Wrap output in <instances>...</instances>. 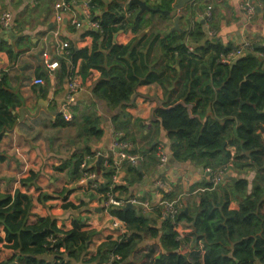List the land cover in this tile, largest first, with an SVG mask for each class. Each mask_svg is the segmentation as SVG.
Returning <instances> with one entry per match:
<instances>
[{
	"label": "trees",
	"instance_id": "16d2710c",
	"mask_svg": "<svg viewBox=\"0 0 264 264\" xmlns=\"http://www.w3.org/2000/svg\"><path fill=\"white\" fill-rule=\"evenodd\" d=\"M99 2L103 0H93L94 9ZM173 2L155 1L151 4L156 10L152 15L172 11ZM201 8L202 5L190 8L192 17H196L195 9ZM128 10L130 16L121 5L115 4L95 17L94 20L100 21L101 32L90 31L93 49L77 52L72 49L69 56L74 64L82 60V76H87L91 69L101 72L93 87L94 96L117 108L131 99L139 85L164 84L167 71L181 74L174 89L180 92L178 100L157 110L160 124L171 141L173 159L191 161L212 171L223 168L238 173L256 171L261 182H254L251 193L247 179H224L217 186L205 183L199 189L198 203L193 209L187 208V213L180 211L175 218H163L162 211L157 210V218L162 220L160 227L141 210L113 207L110 212L126 224L128 234L118 241L109 239L102 243L91 257L87 256V250L93 232L82 231L77 223L71 231L64 232L51 217L30 225L29 198L0 195V250L2 247L16 253L0 264H103L112 259L114 264H131L137 250L150 239L157 240L160 253L153 247L137 264H264V140L258 136L264 126V46L254 44L245 56L224 64L221 56L233 50L209 42L202 46L203 24L196 21L189 33L174 32L163 37L157 33L127 45L114 43L117 32L130 28L138 32L144 21V13L139 15L135 6H129ZM187 40L195 43L193 52ZM209 51L211 56L205 60ZM63 73L66 77L73 74L65 63ZM17 99L6 81L0 80V141L17 123L12 114ZM96 115L92 112L84 118L82 135L86 141L102 136L100 118ZM65 121L61 114L56 124L70 123ZM225 142L227 146L222 151ZM228 147L235 152L232 154ZM151 150L158 155V146ZM86 152L91 153L89 148ZM5 159L0 154V162ZM77 159L78 171L83 159ZM153 159L156 157H150ZM109 167L106 183L100 187L104 195L110 191L114 175L113 167ZM127 171L132 176L130 186L143 180L138 166H129ZM232 202L239 203L238 210L230 209ZM182 222L188 226L180 234L177 228ZM190 247L201 251L191 257L193 252L183 254Z\"/></svg>",
	"mask_w": 264,
	"mask_h": 264
},
{
	"label": "crops",
	"instance_id": "0c3cea01",
	"mask_svg": "<svg viewBox=\"0 0 264 264\" xmlns=\"http://www.w3.org/2000/svg\"><path fill=\"white\" fill-rule=\"evenodd\" d=\"M58 1L60 0H0V20L6 12L12 15L9 29L0 25V80L6 81L9 90L18 98L16 107L12 110L17 123L3 134L0 141V154L6 157L0 162V195H10L13 199L17 195L28 197L31 202L28 220L30 225L39 219L51 217L64 232L71 231L74 223H77L82 231L93 232L87 250V256L91 257L96 255L102 243L109 239L120 240L128 234V229L114 227L115 221L120 219L110 212L112 208L109 212L105 210L102 191L93 190L92 181L82 182V177L78 178L79 174L83 175L81 164L80 172L75 169L78 157H82L81 163L87 156L93 158L92 170L98 174L95 184L98 183L100 188L106 183L105 175L111 168L109 166L114 168L113 165L118 161L120 154L138 156V169H142L143 180L130 186L128 181L132 176L127 169L133 165L125 160L120 164L118 173L114 171V194L118 199L135 197L157 206L153 210L145 211L146 216L154 214L149 218L157 222L156 227H160L162 221L156 215L157 210L163 213L159 204L164 200L179 199L182 204L181 211L187 213V208L193 209L198 203L201 186L212 183V176L207 172L208 168L196 166L191 161L177 162L173 157L170 163L162 168L158 162L159 156L153 155L151 150L153 146H158V151L162 150L173 156L171 141L160 124L157 110L166 108L178 100L180 92L174 89L181 79V74L175 75L167 71L163 79L164 84H141L127 103L117 108L110 107L93 94V87L99 81L101 72L91 69L87 76H82V60L79 59L74 64L69 59L72 49L76 52L93 49L94 37L90 31L94 30L86 28V25L77 29L72 23L74 15L84 21V24L87 23L81 6H74L72 13H64L63 22L58 23L55 20V4ZM129 1L103 0L97 3L96 9L94 6L91 8L89 18L100 17L115 4L121 5L126 15L130 16ZM201 1H204V4L195 18H192L189 6L180 12L173 9L168 15H152L153 12H145L138 32L132 28L120 30L113 37L114 43L127 45L137 38L157 33H161L162 37L174 32L189 33L193 20L202 22L201 15L205 7H209L206 0ZM242 2L243 0H211L210 5L214 6V9L212 8L211 18L206 20L205 24L202 23L203 30H210L212 20L216 27H212L211 32L207 34L204 31L202 46L209 42L235 50L249 41L247 52L254 44L264 46V0H256V13L249 21L245 20L241 12ZM135 7L136 12H139L140 8ZM176 15L181 16V32L172 30ZM64 42H68L70 47L61 50ZM42 52L48 54L47 62L58 61L57 69L48 70ZM210 56L211 51L205 54V60ZM64 63L73 73L70 77L63 73ZM157 68L160 69L161 65ZM176 68L180 70V66L177 65ZM38 78H42L44 84L35 85L34 80ZM74 79L81 84V89L70 102V83ZM23 109L28 112L24 113L25 118L21 122ZM64 109L71 114L73 121L58 126V117ZM92 112L100 118L103 133L99 138L86 141L82 135V124L84 118ZM263 129L264 126L261 131ZM118 134L124 136L130 148L119 149L114 146ZM261 137L264 140V131ZM88 148L91 153L86 152ZM228 148L232 154L235 152L234 148ZM152 156L156 159L150 160ZM110 161L112 164L109 165ZM241 178L248 180L249 193L254 182H261L256 171L238 173L230 170L225 177L226 180ZM159 182L163 185L158 186ZM67 205L71 206L66 207ZM230 209L238 210L239 203L232 202ZM187 226L182 222L177 231L183 234ZM153 247L160 248L157 240L150 239L137 250L131 264L141 263L142 261H137L138 257L147 255ZM15 255L13 250L1 247L0 262L8 261ZM103 264L114 263L109 261Z\"/></svg>",
	"mask_w": 264,
	"mask_h": 264
},
{
	"label": "built area",
	"instance_id": "2783aa9c",
	"mask_svg": "<svg viewBox=\"0 0 264 264\" xmlns=\"http://www.w3.org/2000/svg\"><path fill=\"white\" fill-rule=\"evenodd\" d=\"M93 0H60L55 4V20L58 23H62L64 20V13H68L71 12L72 13V9L74 6H81L82 12H83V16H85L87 19V23L84 24V21H80L79 18H77L75 15L72 19V23L74 24V26L77 29H81L86 25V28H89L90 30H94L96 32H101V25H100V21L98 20H94V19H90L91 17V8L93 7L92 5ZM256 0H243L240 8H241V12L245 18V20L249 21L251 20L255 13H256ZM212 16V7L209 6L208 9L205 11L204 15L202 16V19L204 20H208L210 19ZM90 17V18H89ZM11 19H12V15L9 12H6L1 20H0V25L2 26V28L4 29H9L11 27ZM250 46V42L246 41L244 42L242 45H240L237 49L229 52L226 55H222L221 56V62L224 64H232L235 61H237L239 58L245 56L247 54V50L249 49ZM69 43L68 42H64L61 45V50H66L68 49ZM190 52L194 51V47L190 46L189 47ZM61 55V54H60ZM42 57L44 59L45 64L47 63V67L48 70L54 71L55 69H57L58 67V61L54 60L52 62H47L48 60V54L46 52H42ZM34 84L35 85H42L44 84V80L42 78H38L34 80ZM81 89V84L77 81V79L72 80V82L70 83V96H69V101L72 102L74 100V95ZM62 115L64 117V119L68 122L73 121V117L71 116V114L66 111L65 109L62 112ZM114 146L119 148V149H126V148H130V144L124 139V136L122 134H118L115 137L114 140ZM158 156H159V163L161 165V167H165L168 163H170V156L164 152V151H160L158 152ZM92 160L93 158L91 156H87L84 161L81 163V169H82V182H87V181H92L94 183V186L92 187L93 190L98 191L99 189V185L98 183L95 184V180L97 179V175L95 172H93L92 169ZM129 161V163L135 167L139 166L140 163V158L138 156H127L125 154L123 155H119V159L118 161H116L114 163V171L118 173L119 169H120V164L123 161ZM230 166L232 167V165L230 164ZM207 172L212 176V182L214 183L215 186H217L218 184H220L221 182L224 181L225 177H226V173H228V169L227 168H223V169H218L217 171H212L211 169H207ZM116 181V176L113 177L112 180V185L110 188V191L105 194L102 195L103 198V205L106 211H110L111 208L113 207H125L128 203H131L133 205H135L138 209L141 207V211H148V210H153L154 208H157V206H153L151 203L149 202H142L141 200L132 197V198H128V199H118L114 192H113V188H114V183ZM163 183L159 182L158 186H162ZM161 206V208L163 209V213H162V217L163 218H175L176 215H178L180 213V211L182 210V204L179 201V199H175V200H164L161 204H159ZM159 208V207H158ZM114 227L118 228L120 227V229L125 228L126 224L123 221H115L114 223ZM53 242H55V240H53ZM113 262V259L112 261Z\"/></svg>",
	"mask_w": 264,
	"mask_h": 264
},
{
	"label": "water",
	"instance_id": "95a60500",
	"mask_svg": "<svg viewBox=\"0 0 264 264\" xmlns=\"http://www.w3.org/2000/svg\"><path fill=\"white\" fill-rule=\"evenodd\" d=\"M155 1H158V0H130L128 2V5L129 6H137L140 8V11H139V15L145 13V12H155L156 10L152 8L151 4H154ZM198 1V2H196ZM202 1L201 0H174L173 2V5H172V10H176L177 12H180L181 10H185L188 6H189V9L190 8H193V7H198L200 5H202ZM199 11L198 9H195V12ZM193 12V11H192ZM192 12H190V14H192ZM163 14H170L171 12L170 11H163L162 12ZM180 18L181 16L180 15H176L175 16V19H174V28H172L173 31H179L181 32L180 30V26H179V21H180ZM203 24L206 23V20H203L202 21ZM244 104V103H243ZM25 112H28L26 109H23L22 112H21V119L20 121L22 122L25 118V115L24 113ZM236 115H238V113H236ZM264 131V129H263ZM226 146H227V143L225 142L223 144V147H222V151H224L226 149ZM172 155H170V160H172ZM102 159H100L101 161ZM140 169V167H139ZM125 209H133V210H136V211H139L138 208L131 204V203H128L126 206H125ZM13 264H16V263H13Z\"/></svg>",
	"mask_w": 264,
	"mask_h": 264
},
{
	"label": "rangeland",
	"instance_id": "374dc122",
	"mask_svg": "<svg viewBox=\"0 0 264 264\" xmlns=\"http://www.w3.org/2000/svg\"><path fill=\"white\" fill-rule=\"evenodd\" d=\"M52 1V0H51ZM207 1V4L206 5H208L209 4V6H212V5H210L211 4V0H206ZM213 1V0H212ZM203 3H202V5L204 4V1H202ZM206 9H205V11L208 9V7L206 6L205 7ZM213 9H214V6L212 7ZM205 11L202 13V15H201V20L203 21V19H202V16L204 15V13H205ZM199 12L200 11H197L196 12V16L199 14ZM153 18H155V17H153ZM162 18V17H161ZM192 18H194V17H192ZM156 19V18H155ZM166 20V19H165ZM193 20V19H192ZM205 20V19H204ZM192 25H194V20H193V24ZM212 27H216L215 25H214V23H213V20L211 21V23H210V30H203V31H205V33L207 34V33H209V32H211V30H212ZM192 30V29H191ZM98 33H99V31H98ZM188 41V40H187ZM190 44H192V45H195V43L194 42H192V41H188ZM261 135H263V131H261V130H259L258 131V136H260L261 137ZM233 151H235V149H233ZM159 159V158H158ZM160 160V159H159ZM160 162V161H159ZM230 166V165H229ZM163 168H165V167H163ZM92 170V169H91ZM93 171V170H92ZM99 174H100V170H98L97 171ZM98 175V174H97ZM260 181H261V179H260ZM99 189H101V188H99ZM139 210H141V207L139 208ZM143 212V214L144 215H146L145 214V211H142ZM153 215L154 214H150V215H148L147 217H153ZM157 215V214H156ZM185 235V234H184ZM152 241H155V240H152ZM190 250H192V252H193V254H190L189 256L191 257V255L193 256V255H196V254H198L200 251H201V249H197V250H193V249H186V250H183V254H188V253H191L190 252ZM156 253H160V250L158 249V248H156ZM145 256H142V255H140L139 257H138V259H137V261L138 262H141L142 260H141V258L143 259Z\"/></svg>",
	"mask_w": 264,
	"mask_h": 264
}]
</instances>
